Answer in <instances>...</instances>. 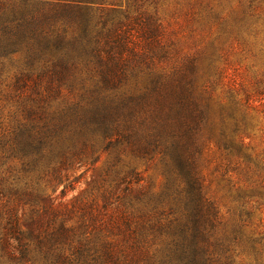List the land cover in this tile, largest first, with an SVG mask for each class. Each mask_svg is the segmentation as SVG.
Returning <instances> with one entry per match:
<instances>
[{
    "label": "trees",
    "instance_id": "trees-1",
    "mask_svg": "<svg viewBox=\"0 0 264 264\" xmlns=\"http://www.w3.org/2000/svg\"><path fill=\"white\" fill-rule=\"evenodd\" d=\"M144 2L0 0V58L40 63L0 85V264H242L237 249L259 254L248 198L223 212L200 166L211 146L226 168L239 157L237 101L214 104L211 54L179 56ZM98 152L111 159L89 199L56 201V186ZM125 155L162 165L157 197Z\"/></svg>",
    "mask_w": 264,
    "mask_h": 264
},
{
    "label": "rangeland",
    "instance_id": "rangeland-1",
    "mask_svg": "<svg viewBox=\"0 0 264 264\" xmlns=\"http://www.w3.org/2000/svg\"><path fill=\"white\" fill-rule=\"evenodd\" d=\"M144 1V6L155 12L170 30L171 46L178 49L179 56L211 54L215 69L212 74L217 83L208 91L214 104L227 106L231 97L237 101L236 115L243 145L239 157L229 156L226 168L227 162L221 161L220 153L211 146L203 151L200 166L208 195L217 198L223 212L237 195L248 198L252 221L261 219L263 240L259 254L237 249L236 262L264 264V0ZM23 57L16 52L0 58L1 86L17 81L19 78L14 74L20 70L30 72L40 67V63H28ZM47 80L26 79L29 82ZM137 84L140 87L143 81L138 79ZM133 88L131 84L127 89L133 91ZM110 159L106 152H98L93 164H83L72 171L73 177L81 175L76 181L62 193L61 188L67 184L57 185L52 196L62 205H70L77 198L89 199L92 182L103 173ZM123 160L141 174L142 184L154 197L163 191L166 180L157 160L144 163L129 155ZM224 171L236 191L225 184ZM46 192L51 193L50 189Z\"/></svg>",
    "mask_w": 264,
    "mask_h": 264
}]
</instances>
